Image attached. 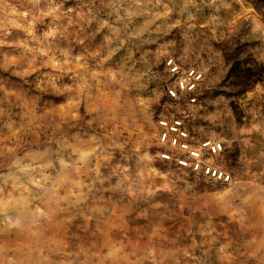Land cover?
Masks as SVG:
<instances>
[{"label": "clouds", "instance_id": "1", "mask_svg": "<svg viewBox=\"0 0 264 264\" xmlns=\"http://www.w3.org/2000/svg\"><path fill=\"white\" fill-rule=\"evenodd\" d=\"M0 264H264V0H0Z\"/></svg>", "mask_w": 264, "mask_h": 264}]
</instances>
